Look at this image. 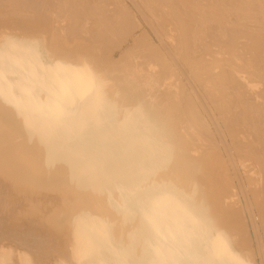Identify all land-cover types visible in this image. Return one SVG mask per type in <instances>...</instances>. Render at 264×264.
<instances>
[{
	"label": "bare ground",
	"instance_id": "1",
	"mask_svg": "<svg viewBox=\"0 0 264 264\" xmlns=\"http://www.w3.org/2000/svg\"><path fill=\"white\" fill-rule=\"evenodd\" d=\"M43 1L49 17L41 14L39 20L45 25L18 20ZM50 1L0 0V29L31 34L0 32V205L11 227L39 231L55 243L62 239L55 264H252L228 233V215L223 222L216 216V206L225 201L213 202L211 210L203 193L218 190L213 180L221 174L224 189L243 208L244 225L253 230L248 236L256 239L258 214L253 204L249 213L247 207L254 199L249 192L264 198V83L253 62L255 46L243 40L259 30L246 33L250 24L242 28L238 23L241 17L244 23L254 18L255 0H242L240 15L234 7L241 0H211L215 5L210 7L235 3L233 13L225 11L236 22L226 30L227 40L221 38L222 19L221 27L212 22L198 29L207 38L200 57L193 59L197 71L188 72L191 85L178 96L192 108L163 104L164 114L149 107L154 95L160 103L166 97L165 82L156 75L163 72L159 63L168 60L162 58L164 50L175 54L168 41L170 27L190 10L207 17L209 5L198 6L196 0L192 9L187 0L138 4L164 53L155 57L156 47L149 44L144 68L135 70L143 60H130L134 69L121 71L127 76L118 75L120 81L133 77L150 88L125 104L127 98L112 83L118 81L116 73L110 72L114 80L108 81L104 64H116V36L124 31L122 45L131 36L126 5L53 0V7ZM19 5L29 9L18 10ZM54 8L60 13L70 9L71 20L56 17ZM180 21L184 25V18ZM222 42L231 49L228 59L221 57ZM259 42L264 52V38ZM120 54V61L128 59L124 50ZM177 118L191 123L189 133L177 130ZM220 220L227 232L219 229ZM11 258L12 251L0 245V264ZM14 259L40 264L25 253Z\"/></svg>",
	"mask_w": 264,
	"mask_h": 264
},
{
	"label": "rangeland",
	"instance_id": "2",
	"mask_svg": "<svg viewBox=\"0 0 264 264\" xmlns=\"http://www.w3.org/2000/svg\"><path fill=\"white\" fill-rule=\"evenodd\" d=\"M26 1H30V0H26ZM96 1H100V0H90L91 4H95ZM225 1V0H224ZM230 1V0H228ZM235 1V3L239 2ZM184 2V1H183ZM188 4H190V8L192 9V4L195 3V0H187ZM191 2V3H190ZM197 5L198 6H202V5H209L207 7L208 10H212L208 11L207 13V17L203 18V17H196L192 14L191 10L190 13L188 12L187 15L185 14H181V16L183 15L182 18H180V20L183 21L184 18V25L181 26V21L179 20V17H181L180 15L177 16L178 18L175 19V21L173 22V25L170 27L171 28V38L168 39L169 44H170V48L174 50L175 54L172 52H166L160 48L159 46V41L157 39V34L151 29V27L146 23V20L143 18V16L141 15L139 8H138V4L139 3H143L142 0H107V4L109 6H116V7H121L126 5V10L128 13V20L131 23L132 19V23H133V28H132V33L131 36L126 40L125 43H123L122 45V38L124 36V31H122V35H117L115 38V43L117 41L120 42V47L117 49H113L114 50V54L115 55V59H117L115 61V65L114 66H110V65H106L104 64L105 67V74L108 73L106 79L108 81L110 80H114L112 78V76L110 75L111 73H116L115 78L118 79V75H126L127 74H120L122 70H124L125 68H128L130 70L131 67H134L135 65H133L131 63V61L134 60H139L138 62H141V65H137L135 68V70H137L138 68L141 69L142 67H145V60L148 56V52L150 50L149 48V44L156 47L155 51V57H157L158 55L161 56V54H163L166 58L168 59L165 63V65H162L163 62L157 64L159 66H157L158 69H161L163 72L162 73H158L156 76L157 78L162 81L163 83L165 82L166 85V91L164 92L166 97L163 98V102H159L160 100V96H155V104H153L152 106H150L149 108H151L150 111H157L159 108L161 109V112L164 114L165 111L163 110V108L161 107L163 104L166 105V107L169 109L170 107L176 108L177 106L180 107V105H182L183 107L186 106L187 109H191V105L189 104H185V102H183V100H179L178 96L181 94V91L185 88H188L191 85V79H190V74L189 73H195L197 70V65L195 64L196 62V57H200L201 55V50L204 47V43L205 40L207 38L206 36V32L204 33V31H198V29L203 30L206 26L210 25L212 22H219L221 19L225 22V29L224 30H220L221 34H222V40H227V36H228V32L226 30H228V28L232 27L231 25H233V20L234 22H236L235 15L231 14L234 12V10H236V12H238L237 14L240 15V10L238 11V8L240 9L243 5L242 0L236 4V7H234V5H232V2H230V4L234 7V10L232 9V6H228V4H224V6L219 5V3L216 5V7H210L211 5H215L214 3H212L211 0H196ZM227 2V1H226ZM256 4H257V12L254 15V18L250 21H247L244 23V20H242L243 17L239 18L240 21H238L239 25L243 27V25H249L252 28L248 29V30H244L246 33H253L255 34L257 30V34L255 35H251L254 38H249V39H243L244 42H247V44H249L251 47H253L252 45H254L255 47V55L253 57V62H258V64L255 63V65H259L258 68L256 69L257 71V76L258 78L262 77L263 78V83H264V52L261 50V46H260V42H259V38H264V0H255ZM51 6L54 7V1L51 0L50 1ZM228 3V2H227ZM240 3L242 5H240ZM259 4V5H258ZM38 6L36 7H32L33 9H29L28 7L24 6L21 7L20 5L18 6V10L19 9H29V11L27 13H24L25 17L22 18H18L19 21H23V22H32L33 24H35V21L40 22L41 24L45 25V22L42 20H39V18L41 17V14L45 15L44 13V7L43 5H45V2L43 1L42 3H38ZM227 5V6H226ZM239 5V7H237ZM50 6V7H51ZM241 6V7H240ZM50 7H47V9H49ZM58 8V7H57ZM54 8L53 14L57 17L59 15L63 16V17H68L67 21H70L71 19H69V15H70V9H66V10H62L61 13L59 12V8ZM237 8V9H236ZM222 11H219L221 10ZM228 9V11L230 12H226L225 10ZM39 10V11H37ZM224 10V11H223ZM255 10V11H256ZM40 12V13H39ZM46 12V11H45ZM65 12V13H64ZM216 12V13H215ZM116 11L113 13V15H115ZM221 13H223V15H221ZM227 13V17L229 19H227L228 21H226V15L224 16V14ZM231 15H229V14ZM40 14V15H39ZM192 14V15H191ZM235 14V13H234ZM236 14V15H237ZM257 14V15H256ZM112 15V16H113ZM5 16V15H4ZM46 18L49 17V13L46 12V15L44 16ZM232 19H231V18ZM61 19V18H60ZM244 19V18H243ZM230 20V21H229ZM120 21V20H119ZM37 22V23H38ZM26 23V26H28V24ZM127 23V22H126ZM141 23L142 28L137 27V24ZM128 24V23H127ZM222 22H219V26L221 27ZM242 24V25H241ZM46 25L48 26V22L46 23ZM38 26V25H37ZM129 26V24H128ZM132 26V25H131ZM180 26V27H179ZM184 26V27H183ZM136 27V29H134ZM203 27V28H202ZM258 28V29H255ZM263 27V29H262ZM169 27L167 26L165 29H168ZM169 28V29H170ZM182 28V29H181ZM183 28H184V32H183ZM197 28V31H196ZM262 30H261V29ZM24 29H28V27H25ZM168 29V30H169ZM12 30H14L13 32H15L17 37H22L24 34L23 32H21L20 30L16 29V28H6L5 31L6 32H11ZM34 28L32 29V31H30V33L34 32ZM42 30V29H40ZM37 31L35 35H40L42 33V31ZM181 30V32H180ZM261 30V31H260ZM4 28L0 29V32H5ZM28 32V31H25ZM173 33V34H172ZM186 33V36H185ZM260 34H262L263 36H261ZM27 35H31V34H27ZM26 33L23 37H27ZM169 35V36H170ZM44 36H46L44 34ZM224 36V37H223ZM247 36V35H246ZM189 39V43L188 41H186L187 43L184 42V38ZM259 37V38H258ZM183 38V39H182ZM186 39V40H187ZM181 40L184 42H181ZM221 40V39H220ZM252 40V41H251ZM251 41V42H250ZM220 42V41H219ZM181 43L183 44L181 46ZM191 44V45H190ZM219 44V43H218ZM252 44V45H251ZM114 43L111 44V46H113ZM122 45V46H121ZM185 45V46H184ZM187 45V46H186ZM188 45H190L191 47H189ZM195 45H197V47L195 48ZM228 44L222 42L220 43V45H218L220 53H221V57H226L228 59V55L231 51V49H227ZM173 47V48H172ZM185 47H189L185 48ZM114 48V47H113ZM157 48H160L161 50H157ZM188 49L187 52L189 54H187L186 50L184 51L183 49ZM196 49V50H194ZM124 50V52H126L128 59L125 60H121L120 61V52ZM257 51L259 52V54L257 55ZM191 52V53H190ZM197 52V53H196ZM169 53L172 56H169ZM109 54V53H108ZM174 54V55H173ZM130 55V56H128ZM157 55V56H156ZM190 55V57L188 56L189 59H191L192 57V61L188 60V58L186 59V56ZM122 56H124V54H122ZM144 56V57H143ZM131 57V58H130ZM143 57V59H142ZM230 57V56H229ZM173 58V59H172ZM164 59V58H163ZM172 59V60H171ZM131 60V61H130ZM262 60V62H261ZM127 61V63H126ZM134 61V62H136ZM192 63L190 66L189 62ZM144 62V63H143ZM246 62H252L251 59L247 60ZM261 62V63H260ZM109 63V62H108ZM112 64V63H110ZM131 66V67H130ZM223 65H220V68H222ZM134 69V68H133ZM131 68V70H133ZM139 69L137 71H139ZM128 70V71H129ZM160 71V70H159ZM181 74V79L180 77H178V75ZM198 74V73H197ZM111 76V77H110ZM194 76V75H193ZM130 77V76H129ZM196 76H194L195 78ZM135 80L133 77L128 78L127 80L124 81H120L118 79V81H112V83H116L118 86L117 90L119 93H123L124 97L127 98L125 101H123V103H127L128 101L132 102L134 98H137V94L139 92L141 93H148L149 92V87H147V89H145L146 87L143 86L140 82L136 81V83H134ZM189 82V83H188ZM162 87V85H160ZM220 86V85H219ZM183 88V89H182ZM128 94V95H127ZM189 95H192L193 93L191 92V90L188 93ZM186 96V95H185ZM188 99L189 97L186 96ZM146 102V101H145ZM148 106V103L146 104ZM182 107H180L181 110ZM157 119V118H155ZM175 122L178 125L177 130L184 132L183 134H187L190 132V124L191 123H187V119L185 118L184 121L179 120L178 118L175 120ZM194 172H197V169H195ZM221 175V174H220ZM218 173L215 174L216 179H218L219 181L213 180V182L215 183L216 186H218V190L216 192H212V193H203L204 198L207 200L209 208L211 210H214L215 207L214 205H211L213 202L218 201L220 198H222V200L225 201V203L223 204H218L216 206L215 209V213L216 216H221V220L222 218L227 214L228 215V219H227V223L225 224V226L229 227L228 233L232 234L233 236H236L237 242L235 244L236 249H240L242 250V253H245L246 257L249 258L252 261V264H264L261 262V260L264 257V198H258L256 197L253 193L249 194L254 197L253 200H251L248 204L247 207V211L249 213V210L252 209L251 205L253 204L255 206L256 209V213L258 214V219H256V222L259 224V232H256V239L252 240L248 235L253 231L251 229V227H247V225H244V222L242 221L243 216V208H241L237 203H236V199L234 197L233 193L230 192H226V189H224V182L222 181L223 176L221 177ZM222 185L224 192L220 189V186ZM1 202V201H0ZM258 210V212H257ZM8 211L0 205V245H2L3 249L6 250H11L12 251V258L11 260L8 262V264H18L17 260L14 259L16 253H20V254H28L31 259L37 261L40 264H55L57 258H58V247L60 248V245L63 244L62 239H61V243H55V242H51L50 241V237L46 236L45 234H39L41 232H37V233H32L30 231H28L27 228L22 227L21 230H24V232L17 230V228H12L11 227V219L8 218L7 215ZM221 220L219 222H216L219 229L222 230V224H221ZM223 222V220H222ZM23 226H26L27 220H25L23 223ZM224 224V223H223ZM257 224V226H258ZM31 226V224H29ZM37 228L39 225L35 224ZM230 226H234L233 229H230ZM245 226V229L243 230V227ZM224 230L227 232L226 227H224ZM52 231V230H51ZM54 233H57L55 231H52ZM258 233V234H257ZM259 236L261 237L259 239ZM53 244H56L53 245ZM32 264H34V262L32 261Z\"/></svg>",
	"mask_w": 264,
	"mask_h": 264
}]
</instances>
